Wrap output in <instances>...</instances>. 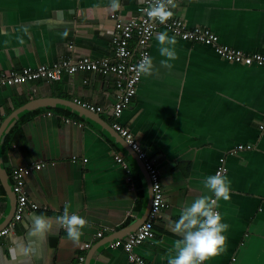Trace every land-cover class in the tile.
<instances>
[{"label":"crops","instance_id":"crops-1","mask_svg":"<svg viewBox=\"0 0 264 264\" xmlns=\"http://www.w3.org/2000/svg\"><path fill=\"white\" fill-rule=\"evenodd\" d=\"M143 1L120 0L117 12L127 18ZM109 3L0 0V70L52 63L63 56L111 57L115 20ZM177 3L173 12L188 25L209 27L221 42L246 52H264V0ZM65 31L66 39L61 35ZM159 32L177 40L178 58L170 61L171 69L160 64L166 58L159 53ZM157 33L150 55L156 71L142 76L119 120L155 160L167 206L154 234L133 252L148 264H167L175 254L174 241L181 238L171 231L172 224L197 197L214 196L204 181L225 156L230 199L219 200L217 207L229 225L224 233L227 251L205 264H264V66L228 61L213 46L183 39L166 27ZM118 94L112 76L92 71L0 87V129L7 124L0 139V229L16 207L12 169L46 163L27 176L29 199L39 207L27 210L14 231L0 239V264H77L80 255L84 264H133L123 241L148 214V171L113 128L109 110L94 112L75 101L81 98L107 108ZM5 138L10 141L3 143ZM117 153L127 168L115 160ZM65 206L88 221L78 242L55 225ZM33 213L53 220L46 237L29 236L28 217ZM33 240V251L26 253ZM115 240L121 242L111 245Z\"/></svg>","mask_w":264,"mask_h":264},{"label":"built area","instance_id":"built-area-1","mask_svg":"<svg viewBox=\"0 0 264 264\" xmlns=\"http://www.w3.org/2000/svg\"><path fill=\"white\" fill-rule=\"evenodd\" d=\"M148 6L149 0H144L127 18H122L117 11L110 13V16L115 20L114 28L110 35L112 45L111 57L94 58L89 55L63 56L52 63H41L37 66H24L21 69L0 70V87L13 84L23 85L36 79L53 81L60 79L64 73L72 74L83 71L110 75L114 78L119 88V94L117 100L110 107L106 108L102 104L93 103L81 98H75V101L94 112H100L105 109L109 110L113 117V128L116 129L135 150L148 171L152 185V200L148 214L140 227L130 232L123 241L124 247L129 252L133 264H148L143 257L133 252V248L142 243L144 239L154 234L155 222L163 208L167 206L163 194L160 171L155 160L147 154L130 127L122 124L119 120L124 109L131 104L133 97L137 94L143 74L137 73L136 65L145 55L150 57L151 43L154 35L160 27H166L183 39L202 42L213 46L216 52L228 61L264 66V52H246L241 48L221 42L219 35L211 28L200 24L190 26L181 16L175 13L166 24H160L159 22L154 23L141 11V9L147 8ZM70 47H74L73 43L70 44ZM67 119L70 120L69 118ZM251 146V144L238 145L239 148H250ZM114 157L120 165L127 168V162L122 155L117 153ZM45 164L44 161L34 162L29 165H17L12 169V189L16 195V207L12 219L6 226L0 229V239L14 231L17 222L23 217L27 210L37 209L39 207L37 202L29 199L27 176L33 169H39ZM227 168L228 167L225 165V156H221L215 173L219 171L223 175L227 172ZM127 180H131L130 174L127 175ZM133 188V186H130V189ZM211 198L215 199V196ZM216 211L220 214L217 206ZM103 233V229L98 231L99 235ZM120 242V240H115L111 245L115 246ZM89 245V242L84 243L85 247ZM84 259L85 256L80 255L77 264H84Z\"/></svg>","mask_w":264,"mask_h":264},{"label":"clouds","instance_id":"clouds-1","mask_svg":"<svg viewBox=\"0 0 264 264\" xmlns=\"http://www.w3.org/2000/svg\"><path fill=\"white\" fill-rule=\"evenodd\" d=\"M109 7L113 11H118L121 8L120 0H110ZM178 7L177 0H149V6L141 11L150 21L166 24L173 17V10ZM61 35L66 39L69 33L65 31ZM155 38L160 46V55L166 58L160 61L161 66L171 69L170 61L178 58L175 36H169L167 32H159ZM17 39L19 43H24L22 38ZM136 71L145 76L152 75L156 71L152 58L145 55L136 65ZM204 186L214 194L215 199L199 196L182 209L179 219L171 226V231L181 238L174 241L175 254L168 257L167 264H205L206 261L227 251V237L224 233L229 225L223 222L221 215L216 211V206L219 200L230 199V182L218 171L206 178ZM28 219L31 224L29 232L31 238L46 237L53 229L51 218L33 213ZM54 219L55 225L64 229L68 239L73 242L80 240L83 229L88 226V221L84 217L76 213L70 214L67 206L63 214ZM33 242L34 240L30 241L25 248L26 253L33 251Z\"/></svg>","mask_w":264,"mask_h":264},{"label":"water","instance_id":"water-1","mask_svg":"<svg viewBox=\"0 0 264 264\" xmlns=\"http://www.w3.org/2000/svg\"><path fill=\"white\" fill-rule=\"evenodd\" d=\"M6 125H7V124H5V125L0 129V139H1V137H2V134H3V132H4V129H5ZM0 169H1V167H0ZM148 211H149V210H148Z\"/></svg>","mask_w":264,"mask_h":264},{"label":"trees","instance_id":"trees-1","mask_svg":"<svg viewBox=\"0 0 264 264\" xmlns=\"http://www.w3.org/2000/svg\"><path fill=\"white\" fill-rule=\"evenodd\" d=\"M6 140H7V139L5 138V140L3 141V143H6V142H9V141H10V139H9V140H7V141H6Z\"/></svg>","mask_w":264,"mask_h":264}]
</instances>
